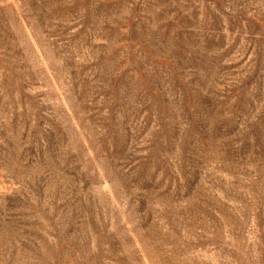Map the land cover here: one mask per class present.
<instances>
[{
    "label": "rangeland",
    "instance_id": "1",
    "mask_svg": "<svg viewBox=\"0 0 264 264\" xmlns=\"http://www.w3.org/2000/svg\"><path fill=\"white\" fill-rule=\"evenodd\" d=\"M0 264H264V0H0Z\"/></svg>",
    "mask_w": 264,
    "mask_h": 264
}]
</instances>
